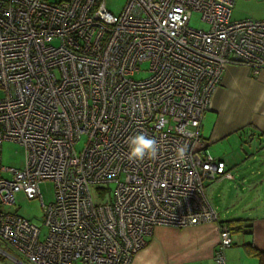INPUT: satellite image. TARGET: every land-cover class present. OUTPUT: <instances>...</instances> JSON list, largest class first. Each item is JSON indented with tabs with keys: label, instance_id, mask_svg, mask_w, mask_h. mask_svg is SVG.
Instances as JSON below:
<instances>
[{
	"label": "built area",
	"instance_id": "1",
	"mask_svg": "<svg viewBox=\"0 0 264 264\" xmlns=\"http://www.w3.org/2000/svg\"><path fill=\"white\" fill-rule=\"evenodd\" d=\"M233 2L125 0L114 13L105 0H0V148L24 153L20 168L0 157L5 245L28 264H131L156 227L215 222L213 261L226 264L232 234L205 184L233 175L201 125L226 65L264 69V19L231 20ZM139 133L158 141L156 159H127ZM17 193L38 199L40 226L8 210Z\"/></svg>",
	"mask_w": 264,
	"mask_h": 264
},
{
	"label": "crops",
	"instance_id": "2",
	"mask_svg": "<svg viewBox=\"0 0 264 264\" xmlns=\"http://www.w3.org/2000/svg\"><path fill=\"white\" fill-rule=\"evenodd\" d=\"M232 20L264 19V0H234ZM264 69L252 74L226 65L206 111L201 135L208 151L225 162L232 179L210 183L207 196L220 221L240 220L225 249L226 264H258L244 244L264 250ZM215 222L174 228L159 226L131 264H215ZM0 264H28L15 249L0 246Z\"/></svg>",
	"mask_w": 264,
	"mask_h": 264
},
{
	"label": "rangeland",
	"instance_id": "3",
	"mask_svg": "<svg viewBox=\"0 0 264 264\" xmlns=\"http://www.w3.org/2000/svg\"><path fill=\"white\" fill-rule=\"evenodd\" d=\"M48 2H58L60 0H47ZM125 0H105L106 6L109 10L114 13H118ZM232 20V19H231ZM189 26L196 29L206 30L208 25L200 19V14L198 12H193L189 20ZM142 69L147 68V64L141 65ZM148 73L145 71H140L134 75V78H142L147 76ZM83 145V140L77 145V149H80ZM210 153V152H209ZM211 154V153H210ZM212 155V154H211ZM1 163L7 167L20 168L23 164L24 153L23 148L9 140H3L0 148ZM215 157V156H214ZM209 184H205L207 188ZM115 187L114 183L110 185V190ZM39 190L42 195L43 201L49 203L54 199V186L52 181H43L39 184ZM93 198L96 203H99L100 197L92 187ZM96 193V194H95ZM9 211L16 212L19 215L25 217L26 219L32 221L37 225H41L42 221V210L38 199H29L23 193H17L15 195V205L8 208ZM46 232V229H42V235ZM4 242L0 240V246L3 247Z\"/></svg>",
	"mask_w": 264,
	"mask_h": 264
},
{
	"label": "clouds",
	"instance_id": "4",
	"mask_svg": "<svg viewBox=\"0 0 264 264\" xmlns=\"http://www.w3.org/2000/svg\"><path fill=\"white\" fill-rule=\"evenodd\" d=\"M264 98V96H262ZM187 135L192 133L187 132ZM129 151L127 159L131 162L143 161L147 159H156L159 151V144L155 138L149 137L143 133L129 136L126 140ZM188 146L186 144L180 145L176 148V161H183L186 157Z\"/></svg>",
	"mask_w": 264,
	"mask_h": 264
},
{
	"label": "trees",
	"instance_id": "5",
	"mask_svg": "<svg viewBox=\"0 0 264 264\" xmlns=\"http://www.w3.org/2000/svg\"><path fill=\"white\" fill-rule=\"evenodd\" d=\"M235 222H240V220H230V221H225V223L228 225L230 233H234L236 230H241L242 226L239 227H234L233 224ZM244 247L247 251V253L256 258L258 261V264H264V250H260L255 248L251 243H246L244 244Z\"/></svg>",
	"mask_w": 264,
	"mask_h": 264
}]
</instances>
